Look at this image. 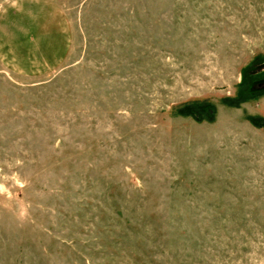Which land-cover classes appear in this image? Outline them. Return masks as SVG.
<instances>
[{
	"label": "rangeland",
	"instance_id": "374dc122",
	"mask_svg": "<svg viewBox=\"0 0 264 264\" xmlns=\"http://www.w3.org/2000/svg\"><path fill=\"white\" fill-rule=\"evenodd\" d=\"M0 264H264V0H0Z\"/></svg>",
	"mask_w": 264,
	"mask_h": 264
},
{
	"label": "crops",
	"instance_id": "0c3cea01",
	"mask_svg": "<svg viewBox=\"0 0 264 264\" xmlns=\"http://www.w3.org/2000/svg\"><path fill=\"white\" fill-rule=\"evenodd\" d=\"M14 13H15V11H14ZM18 14H21V13H19L18 12ZM62 36V35H61ZM64 37V36H63ZM57 39H59V40H57L56 42H58L59 41V49H58V52L55 54V55H53L52 56V58H50L51 60L50 61H54L55 59V62L56 61H58L59 59H61V58H63V55H64V53H65V50H63V49H65V47H64V45H65V41H63V38L61 37V41H60V34H58V36H57ZM54 62V63H55ZM48 63V62H47ZM53 63V62H52ZM53 63V64H54ZM49 65H50V63H48ZM27 69V67L26 66H24L23 67V69Z\"/></svg>",
	"mask_w": 264,
	"mask_h": 264
}]
</instances>
